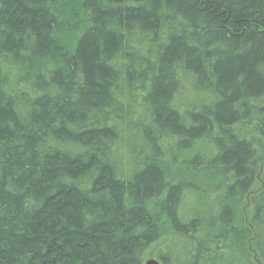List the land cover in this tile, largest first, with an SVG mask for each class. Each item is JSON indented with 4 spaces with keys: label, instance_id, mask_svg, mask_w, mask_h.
I'll return each mask as SVG.
<instances>
[{
    "label": "trees",
    "instance_id": "16d2710c",
    "mask_svg": "<svg viewBox=\"0 0 264 264\" xmlns=\"http://www.w3.org/2000/svg\"><path fill=\"white\" fill-rule=\"evenodd\" d=\"M263 227L264 0H0V264H250Z\"/></svg>",
    "mask_w": 264,
    "mask_h": 264
},
{
    "label": "rangeland",
    "instance_id": "374dc122",
    "mask_svg": "<svg viewBox=\"0 0 264 264\" xmlns=\"http://www.w3.org/2000/svg\"><path fill=\"white\" fill-rule=\"evenodd\" d=\"M185 176H191V175H185ZM192 177V176H191ZM258 190L257 186L251 190L252 192L249 193L247 197H245V200L243 201V204L240 208V217L242 218V221L244 224H248L249 218L251 216V201L250 199H256V195L254 192ZM251 241L249 243V249H250V264H264V227L259 230H252L251 231ZM159 246H156L152 248L150 251L146 253L145 260L147 259H155L158 261L160 264L162 263L158 257L155 254L156 248ZM159 249H163L162 247H159Z\"/></svg>",
    "mask_w": 264,
    "mask_h": 264
},
{
    "label": "water",
    "instance_id": "95a60500",
    "mask_svg": "<svg viewBox=\"0 0 264 264\" xmlns=\"http://www.w3.org/2000/svg\"><path fill=\"white\" fill-rule=\"evenodd\" d=\"M144 264H160L158 261H156L155 259H147L144 261Z\"/></svg>",
    "mask_w": 264,
    "mask_h": 264
}]
</instances>
